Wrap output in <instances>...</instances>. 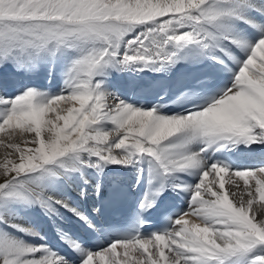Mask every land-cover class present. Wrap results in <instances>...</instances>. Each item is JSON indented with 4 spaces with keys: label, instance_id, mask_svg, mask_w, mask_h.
I'll return each mask as SVG.
<instances>
[{
    "label": "snow or ice",
    "instance_id": "1",
    "mask_svg": "<svg viewBox=\"0 0 264 264\" xmlns=\"http://www.w3.org/2000/svg\"><path fill=\"white\" fill-rule=\"evenodd\" d=\"M178 67V90L161 83L155 101L113 90V73ZM41 73L59 90L26 82ZM0 133V264H264V0H0ZM106 170L144 188L115 235L56 195L79 180L85 196L91 174L101 197ZM168 191L187 208L146 233ZM17 205L71 212L98 250L63 234L67 255L28 243L14 233H38L4 211Z\"/></svg>",
    "mask_w": 264,
    "mask_h": 264
},
{
    "label": "bare ground",
    "instance_id": "2",
    "mask_svg": "<svg viewBox=\"0 0 264 264\" xmlns=\"http://www.w3.org/2000/svg\"><path fill=\"white\" fill-rule=\"evenodd\" d=\"M9 68H11V66H8ZM179 68H177L176 70H178ZM12 72L14 71L11 68ZM175 73V72H174ZM173 73V74H174ZM124 75H127V79L130 81L131 79H136V78H141L142 76L139 77H134V76H130L129 74L125 73ZM150 77H155L152 74H146ZM117 79H123V74H119L118 76H116V73H113L111 80L112 84H114L115 86L118 83ZM48 80L45 78V75L43 73L39 74L38 76L34 77V78H30L28 79L26 82L32 86V87H38L41 90H47L48 89V85L53 86L54 88V92L58 91L60 88V81L56 80L54 83L52 84H48L47 82ZM134 81V80H132ZM6 135V133H0V138H3ZM22 146H24L22 144ZM3 149H0V159H3ZM250 160H252V163L250 165H255L258 166V162H260L257 159H253L250 158ZM262 162L260 163L259 166H261ZM108 172V175L104 176L101 180V192H102V196L105 190V186L109 185L112 183L113 180H117V179H122L123 177H125L126 175H132L133 178L135 177L134 174L130 171H109L106 170ZM89 180V184L88 185H83V187L86 190V195L85 196H81L80 195V191H81V186H82V181L79 180H73L68 184H61L57 187L56 189V195L60 198L66 199V200H70V202L75 203L76 205H78V208L81 212L85 213V209H88L87 211V216L89 214V212H92L94 208H96L95 206V202L96 200H98L99 198L96 196L95 194V185L97 183V180L94 176H92L91 174L86 177ZM211 179V177H210ZM233 179L237 180V182L241 185V187H243V181H240L238 178L233 177ZM226 180V188L229 190H232L233 185L228 183V178L225 177ZM86 202V205H83V203ZM255 206H259V203ZM187 208V205L184 209ZM5 214L7 216H9L10 218H14V222L20 223L21 225H23L26 228L32 229L33 231H35L36 233L39 234L40 232V219L39 217L43 216V214H45L39 207H32V208H24L22 206H13L10 209H5ZM46 215V214H45ZM89 217V216H88ZM191 220H195L194 217H188ZM53 221L55 222V224L60 228V229H64L65 232H69L70 233V228H78L80 227L83 222H81L80 220H78L76 217L72 220L70 219L68 223L64 224L63 222H59L56 219L52 218ZM198 222V221H197ZM8 231H12L11 229H8ZM17 236H20L21 238H24L25 240H27L28 243H35L36 241V237H26L24 236V234L21 233H14ZM57 251H58V244H57ZM122 251V250H120Z\"/></svg>",
    "mask_w": 264,
    "mask_h": 264
},
{
    "label": "rangeland",
    "instance_id": "3",
    "mask_svg": "<svg viewBox=\"0 0 264 264\" xmlns=\"http://www.w3.org/2000/svg\"><path fill=\"white\" fill-rule=\"evenodd\" d=\"M53 216L58 220H61L64 217V215L62 213L61 214L59 213L58 215H53ZM46 224H47V218L43 217L41 220V226H42V229L44 230V232L38 234V236L36 237L35 243H45V242H47V239H49L50 237L55 238L54 236H52V233H50V231L45 230Z\"/></svg>",
    "mask_w": 264,
    "mask_h": 264
}]
</instances>
